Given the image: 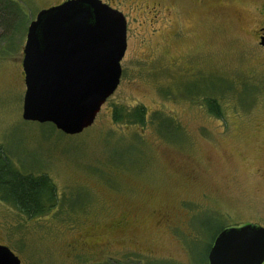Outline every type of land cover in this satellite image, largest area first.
I'll use <instances>...</instances> for the list:
<instances>
[{"label":"rangeland","instance_id":"1","mask_svg":"<svg viewBox=\"0 0 264 264\" xmlns=\"http://www.w3.org/2000/svg\"><path fill=\"white\" fill-rule=\"evenodd\" d=\"M59 1L0 0V146L58 197L32 217L0 198V243L21 264H208L219 229L264 226V0H102L126 19L121 76L74 135L21 117L26 29ZM137 105L143 125L113 120Z\"/></svg>","mask_w":264,"mask_h":264},{"label":"water","instance_id":"2","mask_svg":"<svg viewBox=\"0 0 264 264\" xmlns=\"http://www.w3.org/2000/svg\"><path fill=\"white\" fill-rule=\"evenodd\" d=\"M259 44L264 47V33ZM125 50V16L102 0H64L40 9L27 26L22 49V119L51 123L67 135L82 132L118 86ZM207 260L262 264L264 226L245 223L221 229ZM0 264L21 261L0 243Z\"/></svg>","mask_w":264,"mask_h":264},{"label":"trees","instance_id":"3","mask_svg":"<svg viewBox=\"0 0 264 264\" xmlns=\"http://www.w3.org/2000/svg\"><path fill=\"white\" fill-rule=\"evenodd\" d=\"M4 9V8H3ZM5 26L8 19H15V13L5 12L0 7V16L6 17ZM5 19V18H4ZM15 21V20H14ZM16 22V21H15ZM12 25V22L9 24ZM210 112L220 116V108L215 98L207 100ZM125 118L127 123H138L143 125L147 120L145 106L137 105L131 110L114 108L112 118L119 121ZM153 119L159 120V124L166 122L160 115L156 114ZM50 124V123H48ZM53 126L52 124H50ZM54 127V126H53ZM0 198L11 203L15 208L28 217L36 216L53 207L58 200L55 184L45 173L34 174L33 172H21L13 166L11 159L6 156L0 146ZM223 229V228H221ZM220 231V229H219ZM218 231L216 232V234ZM215 234V235H216ZM213 240V239H212ZM211 246L208 247V250ZM208 252V251H207Z\"/></svg>","mask_w":264,"mask_h":264},{"label":"flooded vegetation","instance_id":"4","mask_svg":"<svg viewBox=\"0 0 264 264\" xmlns=\"http://www.w3.org/2000/svg\"><path fill=\"white\" fill-rule=\"evenodd\" d=\"M64 0H60L59 2H57V3H54V4H51V5H49V6H52V5H56V4H59V3H61V2H63ZM107 4H109L110 6H112L109 2H106ZM49 6H46V7H49ZM46 7H44V8H46ZM112 7H114V6H112ZM115 8V7H114ZM263 16H264V9H263ZM259 31H260V33H259V35H258V37L261 35V34H263L264 33V21H263V24H262V26H260L259 27ZM168 220V219H167ZM247 223H253V222H247ZM87 247V246H86ZM90 247H88V249H89ZM83 250H84V247H82V248H80V251H75V252H73V254L74 253H82L83 252Z\"/></svg>","mask_w":264,"mask_h":264}]
</instances>
